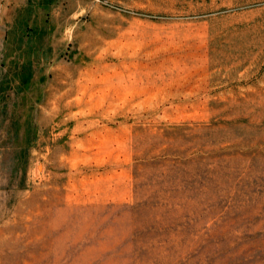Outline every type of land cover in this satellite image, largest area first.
I'll return each instance as SVG.
<instances>
[{
  "label": "rangeland",
  "instance_id": "1",
  "mask_svg": "<svg viewBox=\"0 0 264 264\" xmlns=\"http://www.w3.org/2000/svg\"><path fill=\"white\" fill-rule=\"evenodd\" d=\"M30 10L0 22V264H264V0Z\"/></svg>",
  "mask_w": 264,
  "mask_h": 264
},
{
  "label": "crops",
  "instance_id": "2",
  "mask_svg": "<svg viewBox=\"0 0 264 264\" xmlns=\"http://www.w3.org/2000/svg\"><path fill=\"white\" fill-rule=\"evenodd\" d=\"M41 0H0V22L8 24L10 15L25 14L30 12V7L38 5Z\"/></svg>",
  "mask_w": 264,
  "mask_h": 264
}]
</instances>
